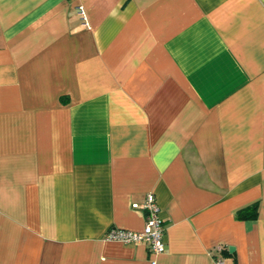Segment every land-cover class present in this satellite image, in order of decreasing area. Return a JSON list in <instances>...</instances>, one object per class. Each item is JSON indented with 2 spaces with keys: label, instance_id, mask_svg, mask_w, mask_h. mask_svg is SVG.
Returning a JSON list of instances; mask_svg holds the SVG:
<instances>
[{
  "label": "crops",
  "instance_id": "0c3cea01",
  "mask_svg": "<svg viewBox=\"0 0 264 264\" xmlns=\"http://www.w3.org/2000/svg\"><path fill=\"white\" fill-rule=\"evenodd\" d=\"M149 192L164 251L106 240ZM216 257L264 264V0H0V264Z\"/></svg>",
  "mask_w": 264,
  "mask_h": 264
},
{
  "label": "built area",
  "instance_id": "2783aa9c",
  "mask_svg": "<svg viewBox=\"0 0 264 264\" xmlns=\"http://www.w3.org/2000/svg\"><path fill=\"white\" fill-rule=\"evenodd\" d=\"M78 17L83 26H88L86 11L83 6L76 7ZM133 208L142 210L144 214V225L140 231H132L123 228L111 227L105 234L106 240L118 241L121 243H145L148 245L153 255L161 254L164 251V225L159 215V207L156 197L149 192L141 202L132 203ZM217 250H221V246H216ZM155 263L154 260L151 262ZM215 264H224L222 258L216 257Z\"/></svg>",
  "mask_w": 264,
  "mask_h": 264
},
{
  "label": "trees",
  "instance_id": "16d2710c",
  "mask_svg": "<svg viewBox=\"0 0 264 264\" xmlns=\"http://www.w3.org/2000/svg\"><path fill=\"white\" fill-rule=\"evenodd\" d=\"M258 203L253 202L247 206L239 208L236 211V217L238 219H254L257 216Z\"/></svg>",
  "mask_w": 264,
  "mask_h": 264
},
{
  "label": "water",
  "instance_id": "95a60500",
  "mask_svg": "<svg viewBox=\"0 0 264 264\" xmlns=\"http://www.w3.org/2000/svg\"><path fill=\"white\" fill-rule=\"evenodd\" d=\"M232 250H233V247L230 246V247H229V251H232Z\"/></svg>",
  "mask_w": 264,
  "mask_h": 264
}]
</instances>
